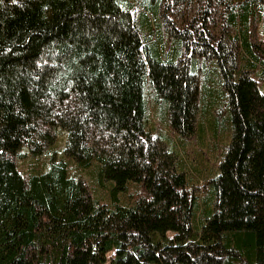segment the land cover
<instances>
[{
	"label": "trees",
	"instance_id": "16d2710c",
	"mask_svg": "<svg viewBox=\"0 0 264 264\" xmlns=\"http://www.w3.org/2000/svg\"><path fill=\"white\" fill-rule=\"evenodd\" d=\"M260 17L264 0H0V264H264ZM204 134L196 168L183 140Z\"/></svg>",
	"mask_w": 264,
	"mask_h": 264
},
{
	"label": "rangeland",
	"instance_id": "374dc122",
	"mask_svg": "<svg viewBox=\"0 0 264 264\" xmlns=\"http://www.w3.org/2000/svg\"><path fill=\"white\" fill-rule=\"evenodd\" d=\"M251 25H252L250 27L251 39H253V41L258 44L257 50L261 57L260 59L264 62V18L260 17L258 20H256L255 23H252ZM209 70H210V77H206V78L208 81V88L212 92L213 99H214L212 106L209 107V110H211V114L214 117H216L217 121L222 120V122H224L223 121L224 120L223 118V112H224L223 107L224 106L222 105L224 103L220 102L222 98L220 97V94H218L219 93L218 86H219L220 78L216 75L215 71L212 68ZM198 112L200 113V111ZM151 118L153 119V117ZM155 123H157L161 128H164L163 127L164 125H160L158 122H155ZM173 137L174 136H171L172 139H174ZM224 138L222 139L219 138V140H223ZM183 141L186 145L184 144L183 150L180 148L181 154H183L186 161L189 160L190 163L196 168H199L202 164L198 155L206 157V161L203 162L205 164H208V163L212 164L213 162H215V155L217 154V152H214L213 155L210 153V151H208L207 153L206 150L208 149V145L211 143V139L208 136L206 137L205 134L203 135V138L201 140V145L199 146L196 143L195 136L186 137ZM33 161L34 160L32 159L25 158V160L23 161H17V164L21 170L26 171L27 168L31 164H33ZM37 164H34V165H37ZM34 165H31V166H34ZM189 167H192V166L190 165ZM109 255L110 253H107L106 257L108 258Z\"/></svg>",
	"mask_w": 264,
	"mask_h": 264
}]
</instances>
